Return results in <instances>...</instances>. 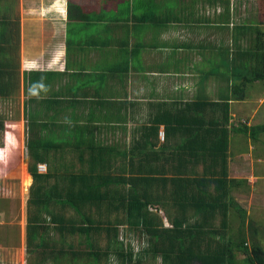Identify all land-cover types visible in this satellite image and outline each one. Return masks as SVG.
<instances>
[{
	"label": "trees",
	"instance_id": "1",
	"mask_svg": "<svg viewBox=\"0 0 264 264\" xmlns=\"http://www.w3.org/2000/svg\"><path fill=\"white\" fill-rule=\"evenodd\" d=\"M219 2L228 10L229 0ZM14 32V52L11 48L8 53L15 56L9 61L0 54V104L15 101L20 91L18 20ZM241 33L245 46H236L230 54L226 48L209 71L223 77L222 102L207 98L202 102L197 95L184 108L154 114L128 147L98 141L94 123L81 126L74 120L58 126L51 119L61 110H53L52 116L46 110V120L37 116L40 112L32 111V106L42 89L35 85L45 86L53 75L24 74L29 97L25 146L32 160L26 241L27 250L37 255L35 264H264V249L254 236L247 246L245 226L252 230L253 222L232 198L235 180L228 179L230 137L242 134L246 144L264 139V123L229 122L230 101L248 100L255 85L264 92V32L242 27ZM111 71V78L124 86L129 59L116 62ZM108 96L114 105L120 104L117 97ZM59 97L55 92L43 100L45 108L49 110V102L57 103ZM104 98L97 91L91 101L101 103ZM160 125L164 142L156 149ZM6 132L13 140L0 148V163L19 150L17 134L0 116V133ZM170 146L163 155L162 147ZM38 164L45 166V173L37 171ZM230 211L238 223L236 230L229 227ZM49 225L59 241L49 236ZM121 232L126 238L134 234L144 239L137 253L120 238Z\"/></svg>",
	"mask_w": 264,
	"mask_h": 264
},
{
	"label": "crops",
	"instance_id": "2",
	"mask_svg": "<svg viewBox=\"0 0 264 264\" xmlns=\"http://www.w3.org/2000/svg\"><path fill=\"white\" fill-rule=\"evenodd\" d=\"M215 1L0 0V54L9 61L15 56L8 52L11 48L14 52L18 20L19 93L24 95L23 78L27 73L53 75L45 86L35 85L42 91H37L40 99L32 111L38 110L44 119L46 110L49 116L55 109L61 110L51 119L58 126L71 125L74 120L81 126L94 123L98 141H117L128 147L138 138L141 126H148L156 114L184 108L182 105L197 95L200 101L207 98L222 102L225 82L210 69L222 60L220 55L225 56L226 48L229 54L234 53L235 47L246 41L242 27L260 29L264 22L254 17L262 15L255 7H241V0H229L228 10L220 0ZM125 58L129 59L130 71L124 87L111 78V68L116 62L124 63ZM97 91L105 98L93 104ZM55 92L59 100L54 102L57 105L49 102L48 110L43 100H50ZM106 95L117 97L120 104L114 105ZM240 103L230 101L229 122L233 123L232 114ZM163 128L159 126L156 149L164 142ZM5 135V144L13 140L8 132ZM234 142L236 138L230 137L228 179L235 180L231 196L238 203L234 195L249 193L253 184L249 175L248 179L238 175L237 163L231 161ZM171 147H162L161 153L167 155ZM249 149L253 154L248 169L264 162V149L258 153L250 140L247 149L236 154L247 160ZM28 179L27 186L31 183L29 174Z\"/></svg>",
	"mask_w": 264,
	"mask_h": 264
},
{
	"label": "rangeland",
	"instance_id": "3",
	"mask_svg": "<svg viewBox=\"0 0 264 264\" xmlns=\"http://www.w3.org/2000/svg\"><path fill=\"white\" fill-rule=\"evenodd\" d=\"M114 1L118 3L122 0ZM240 2V6L243 8H248L250 10L251 7H255L256 12L258 11L260 15H262L260 18L257 13L254 17L259 18V20H262L261 22H264V0H253V2L241 0ZM236 4H238V2H236ZM255 18L252 17V19ZM260 27L261 31L264 32V25H261ZM240 46L244 47L245 41H241ZM255 88L256 89H252L249 92L250 98L243 103L238 104L234 110L232 116L236 126L242 122H246L248 125L264 123V92L262 88H259V85H255ZM25 100H27L25 91L24 95L21 91L15 101L9 100L8 103L4 102V104H0V116L3 118L4 122H7L13 128L14 132L17 134L19 142V150L14 153L16 156H9V158L7 157L5 159L4 163H0V264H35L38 260L35 253L32 254L27 250L26 241V210L29 198V188L32 183V178L28 172V165L31 164L32 160L30 159L28 155L29 152H27L25 146L27 141L25 127L26 121L24 120ZM39 115L40 114L38 113L37 116ZM132 126L134 125H131V127ZM3 133H0V148H3V145L5 144L3 136L6 135H3ZM9 136L10 138L12 137L11 132L9 133ZM237 136L240 139H238ZM262 137H264V134ZM234 138H236L237 142H234L231 146V152L234 155L231 161H235L237 164L236 166L232 164V166L237 168L236 172L241 178L248 179L247 175H249V179L253 184V190L249 193H243L240 197H238L239 194L234 195V197L237 198L236 200L240 202L238 203L242 205V208L246 210L248 219L253 222L252 228L254 230L245 226V233L248 237L247 246H250L251 244V240H249L250 236H254L256 241L259 242L264 249V162L259 163L258 165L252 164L248 169L247 167L250 162L249 159L253 153H250L251 149H249V155H246L248 161L242 159V157L236 153L237 151L239 153L244 151L247 144L243 142L242 134H235ZM260 141L261 139L254 144L258 153L264 149V139H262L263 143ZM37 171L42 174L45 173V166L43 164H38ZM28 174L31 183L27 186V182L29 181V179L26 180ZM232 174L233 173H231V175ZM243 191L244 187H241V192ZM43 217L47 219V216L44 215ZM229 218L231 219L229 227L231 230H236L238 223L236 224L235 216L232 211L229 213ZM164 223L165 225H168L166 220ZM49 226H51L49 229V234L51 235L49 236H52L54 240L59 241L60 236L58 235V232L54 230L53 225ZM255 229L256 234H253ZM125 235L124 232H121L120 238H123L124 242H130L134 252L137 253V249H139L141 244L144 243V239L142 238L139 240L134 234H131L129 238H126Z\"/></svg>",
	"mask_w": 264,
	"mask_h": 264
}]
</instances>
